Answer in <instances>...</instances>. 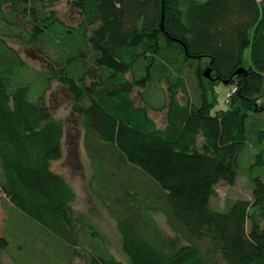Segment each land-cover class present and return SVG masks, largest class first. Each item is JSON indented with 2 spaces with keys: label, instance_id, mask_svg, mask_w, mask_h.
Masks as SVG:
<instances>
[{
  "label": "trees",
  "instance_id": "trees-1",
  "mask_svg": "<svg viewBox=\"0 0 264 264\" xmlns=\"http://www.w3.org/2000/svg\"><path fill=\"white\" fill-rule=\"evenodd\" d=\"M60 1L0 0V23L8 27L0 30V188L15 208L77 247L81 228L89 225L75 216L76 192L52 164L64 157L65 125L79 122L55 118L43 96L30 98V86L11 88L15 71L25 66L9 39L44 55L39 45L56 43L55 25L63 23L55 8ZM71 2L84 16L79 30L93 28L94 66L70 76V57L58 61L60 72L54 67L48 79L59 80L74 98L95 175L108 169L93 149L96 142L112 161L138 168L160 194L113 196L105 189L115 200L106 208L128 263L94 253L87 264H264L261 177H250L252 201L227 203L224 213L211 209L216 188L235 185L248 146L259 149L257 163L264 165V120L256 117L264 112V0ZM61 34L73 39L76 29L64 24ZM246 50L251 65L238 75ZM209 66L212 80L203 76ZM185 67L194 68L203 94L181 103L178 93L188 92ZM213 82L238 86L229 108L215 114L216 98H207ZM162 84L170 104L155 109L144 94ZM138 88L146 90L141 100L147 105L136 104ZM163 109L167 124L160 128L150 110ZM155 213L173 236L159 229ZM8 248L0 238V256Z\"/></svg>",
  "mask_w": 264,
  "mask_h": 264
},
{
  "label": "rangeland",
  "instance_id": "rangeland-1",
  "mask_svg": "<svg viewBox=\"0 0 264 264\" xmlns=\"http://www.w3.org/2000/svg\"><path fill=\"white\" fill-rule=\"evenodd\" d=\"M55 8L63 23L55 25L61 28L57 29L59 31L54 37L56 43L46 42L39 45L44 55L39 54L33 46H26L17 40L9 39V44L19 52L25 66L15 71L11 88L28 85L31 87L30 98L36 101L43 96L55 118L73 121L75 117L79 122V124L65 125L68 137L63 140L64 157L60 161L53 162L52 169L62 174L76 192L77 199L72 205L75 216L93 228L89 226L86 229L81 228L78 246H69L33 218L15 208L0 188V238L9 242L8 250L0 256V264H87L94 253L101 256L111 255L123 263H128V257L122 249L116 221L107 211L106 205L115 202L113 196L125 195L128 192L138 194L143 192L149 199H153L154 195L160 196L159 190L142 175L138 168L128 164H119V161H112L108 157L109 154L105 152L104 146L96 142L93 143V149L101 152L98 157L108 169L105 170L103 176L95 175L92 160L86 150L84 128L81 125L82 118L73 112L74 98L59 80L48 79L54 67L57 68L56 75L60 72L61 68L56 63L58 61L66 63L70 57L74 59L69 60L68 63L70 76H77L76 69L83 71L94 66L91 62L93 51L88 41L93 28L81 27L79 30L84 16L77 9L72 8L71 0H61ZM64 24L71 30L76 29L73 39L67 37L69 35L61 34ZM7 28L6 25L0 23L1 31ZM51 41L54 40L51 39ZM64 50L67 51L68 56ZM82 53L86 54L85 58ZM63 58L66 60L63 61ZM243 63L246 69L251 65L249 50L244 53ZM203 70L205 71L206 67ZM183 74L188 94L181 91L177 98L181 103H187L203 93L201 90L198 91L194 68L185 67ZM90 80L89 78L88 82ZM145 91L140 88L135 89L133 98L136 104L147 105L141 100ZM232 91L233 86L224 82H213L209 86L207 98L209 101L216 98L213 114L229 108L228 94ZM144 98L155 109H160L164 105L168 108L171 100L166 84L158 87L152 86L145 92ZM150 114L158 127H166L167 109L164 111L150 110ZM256 117L264 120V112H259ZM69 136L72 139H69ZM259 152V149L253 146H248L243 151L237 181L233 186L222 183L216 188V195L211 200L213 211L224 213L228 211L227 203L253 200L254 182L250 177L260 176L264 183V165L257 163ZM105 189L108 191L111 189L110 192L112 194L115 192V194L109 196ZM153 218L162 232L173 236L162 214L155 213ZM94 231L98 236L92 235Z\"/></svg>",
  "mask_w": 264,
  "mask_h": 264
},
{
  "label": "water",
  "instance_id": "water-1",
  "mask_svg": "<svg viewBox=\"0 0 264 264\" xmlns=\"http://www.w3.org/2000/svg\"><path fill=\"white\" fill-rule=\"evenodd\" d=\"M212 73H213V68L211 66H209L203 73V76L206 78V79H210L212 80L213 77H212ZM242 73H247V70L244 69V68H241L239 69V71L237 72V74H242Z\"/></svg>",
  "mask_w": 264,
  "mask_h": 264
},
{
  "label": "bare ground",
  "instance_id": "bare-ground-1",
  "mask_svg": "<svg viewBox=\"0 0 264 264\" xmlns=\"http://www.w3.org/2000/svg\"><path fill=\"white\" fill-rule=\"evenodd\" d=\"M241 68H244V66L241 67ZM241 68H240V69H241ZM244 69H246V68H244ZM246 70L248 71V69H246ZM238 71H239V70H238ZM242 74H243V73H242ZM244 74H245V73H244ZM246 74H247V73H246ZM209 80H210V79H209ZM234 89L237 91V90H238V86H237V85H234V86H233V90H234ZM227 103H229V102L227 101Z\"/></svg>",
  "mask_w": 264,
  "mask_h": 264
},
{
  "label": "built area",
  "instance_id": "built-area-1",
  "mask_svg": "<svg viewBox=\"0 0 264 264\" xmlns=\"http://www.w3.org/2000/svg\"><path fill=\"white\" fill-rule=\"evenodd\" d=\"M236 92V90L234 89L233 91H232V93L231 94H229V98L232 96V94H234Z\"/></svg>",
  "mask_w": 264,
  "mask_h": 264
},
{
  "label": "flooded vegetation",
  "instance_id": "flooded-vegetation-1",
  "mask_svg": "<svg viewBox=\"0 0 264 264\" xmlns=\"http://www.w3.org/2000/svg\"><path fill=\"white\" fill-rule=\"evenodd\" d=\"M238 75H240V74H238Z\"/></svg>",
  "mask_w": 264,
  "mask_h": 264
}]
</instances>
